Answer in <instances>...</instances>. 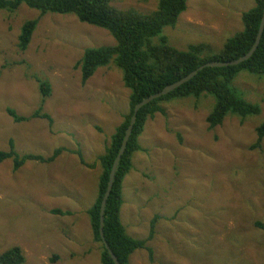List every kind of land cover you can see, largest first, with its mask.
Listing matches in <instances>:
<instances>
[{
  "label": "rangeland",
  "instance_id": "374dc122",
  "mask_svg": "<svg viewBox=\"0 0 264 264\" xmlns=\"http://www.w3.org/2000/svg\"><path fill=\"white\" fill-rule=\"evenodd\" d=\"M158 1L113 5L151 13ZM254 6L255 0H188L175 28L165 27L163 35L182 50L202 42L221 48L243 30L241 14ZM36 18L32 41L21 51V27ZM114 45L108 30L72 14L41 16L26 5L13 13L0 9V150H9L13 139L22 155L48 157L64 147L80 149L89 163L97 160L129 112L130 90L114 63L100 67L86 84L75 64L87 48ZM35 75L52 87L43 109L52 127L41 118L17 123L7 113L12 107L30 116L38 109ZM235 84L261 105L259 115L242 120L229 114L211 130L206 118L215 98L203 95L164 102L166 114L148 119L139 139L146 151L134 154L124 181L121 220L129 235L146 239L159 216L148 242L155 259L137 249L131 264H264V230L254 225L264 220V140L252 148L264 120V75L242 71ZM13 166L12 158L0 163V255L20 246L23 264H101L88 214L101 166L83 165L67 151L53 162L28 160L16 171ZM55 254L59 259L52 263Z\"/></svg>",
  "mask_w": 264,
  "mask_h": 264
},
{
  "label": "trees",
  "instance_id": "16d2710c",
  "mask_svg": "<svg viewBox=\"0 0 264 264\" xmlns=\"http://www.w3.org/2000/svg\"><path fill=\"white\" fill-rule=\"evenodd\" d=\"M187 1L159 0L155 11L143 13L135 9H119L113 5V0H0V9L10 13L18 10L21 5H26L38 10L41 16L49 13L75 15L82 23L108 30L116 40L114 46L87 48L83 57L75 64V67L80 69L82 84H86L100 67L114 63L121 69L124 85L130 90L129 112L123 115V120L112 134L105 152L97 160L89 163L80 149L64 147L57 148L48 157L37 154L22 155L16 150L13 139L9 142V150H0V163L12 158L15 171L28 160L53 162L65 151L76 154L80 162L90 168L101 166L98 195L88 210L93 238L100 245L101 264H115L100 235V207L134 107L146 97L179 81L208 62H227L241 58L252 49L256 41L263 17L264 0H255V6L241 14L243 30L229 37L221 48H216L209 42L192 44L186 50L172 46L167 36L163 35V30L165 27L175 28L180 15L187 9ZM38 24L39 18L29 19L23 23L18 37V47L21 51L28 48ZM157 36H160L159 42L154 43L153 38ZM242 71L264 75V32L257 50L248 60L236 66L204 67L191 80L138 111L132 135L118 165L112 192L105 208V238L121 264H128L130 256L137 249H146L150 261H154V251L148 242L154 238L159 216L151 221V231L146 239L129 235L121 220L124 181L134 167V154L146 151L139 139L145 131L148 119L159 112L166 114L162 106L164 102L191 96L200 98L203 95L215 98L213 110L206 118L211 130L222 125L229 114L242 120L248 116L259 115L262 111L261 105L247 100L243 91L235 84ZM34 79L38 82L41 93L38 109L30 116L20 115L12 107L7 108V113L17 123L41 118L47 120L52 127L54 121L51 114L43 110L46 99L52 93L51 84L49 80L36 75ZM256 132L257 139L252 145L253 149L262 147L264 120L256 127ZM52 213L71 214L70 211L63 212L59 209L52 210ZM254 225L264 230V220H258ZM58 259L59 256L55 254L50 261L56 263ZM25 261L26 257L20 246H13L0 255V264H23Z\"/></svg>",
  "mask_w": 264,
  "mask_h": 264
},
{
  "label": "water",
  "instance_id": "95a60500",
  "mask_svg": "<svg viewBox=\"0 0 264 264\" xmlns=\"http://www.w3.org/2000/svg\"><path fill=\"white\" fill-rule=\"evenodd\" d=\"M264 32V11H263V17H262V21L260 24V28L256 37V41L254 46L252 47V49L245 54L244 56H242L241 58H238L236 60H232V61H227V62H219V61H212V62H208L200 67H198L197 69L193 70L192 72H190L188 75H186L185 77H183L182 79H180L179 81L172 83L170 85H167L166 87H164L161 91L152 94L148 97H146L145 99H143L141 102H139L135 107H134V111L133 114L131 116L130 119V123L129 126L126 130V134L124 136L123 142H122V146L121 149L119 151V154L117 156V158L114 161L113 167L111 169V173H110V177H109V182H108V186L106 189V192L103 196V199L101 201V207H100V235L101 238L103 240V243L105 245V247L107 248L109 254L111 255V257L113 258L115 264H121L118 257L115 255V253L111 250L110 245L108 244L106 238H105V234H104V217H105V208L108 202V199L111 195L112 192V188H113V184H114V179H115V174L118 168V165L122 159V156L124 155L129 139L132 135L133 132V128H134V124L137 118V114L138 111L145 105L149 104L150 102H152L155 99L161 98L162 96L174 91L175 89H177L178 87H180L181 85L185 84L186 82H188L189 80H191L201 69H203L204 67H227V66H236L241 64L242 62L248 60L249 58H251V56L254 54V52L257 50L262 35Z\"/></svg>",
  "mask_w": 264,
  "mask_h": 264
},
{
  "label": "crops",
  "instance_id": "0c3cea01",
  "mask_svg": "<svg viewBox=\"0 0 264 264\" xmlns=\"http://www.w3.org/2000/svg\"><path fill=\"white\" fill-rule=\"evenodd\" d=\"M150 246V245H149ZM151 247V246H150ZM152 248V247H151ZM153 249V248H152ZM146 250V249H145ZM147 251V250H146ZM154 251V250H153ZM148 252V251H147ZM154 259H155V257H154ZM150 260V259H149ZM154 262V261H153ZM128 264H131V262H130V259H129V263Z\"/></svg>",
  "mask_w": 264,
  "mask_h": 264
}]
</instances>
